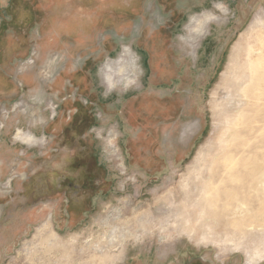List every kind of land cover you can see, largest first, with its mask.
<instances>
[{"label":"rangeland","instance_id":"obj_1","mask_svg":"<svg viewBox=\"0 0 264 264\" xmlns=\"http://www.w3.org/2000/svg\"><path fill=\"white\" fill-rule=\"evenodd\" d=\"M79 1L46 8L70 29L47 26L39 61L40 7L51 0H0V264H262L264 200L248 192L244 169L264 156V80L245 69L262 50L264 0ZM209 12L218 20L208 33L188 39L192 19ZM128 51L139 80L129 89L116 78L109 90L110 64L117 71ZM71 121L70 147L51 153ZM19 132L45 143L24 145ZM75 161L95 190L62 185L82 176Z\"/></svg>","mask_w":264,"mask_h":264},{"label":"flooded vegetation","instance_id":"obj_2","mask_svg":"<svg viewBox=\"0 0 264 264\" xmlns=\"http://www.w3.org/2000/svg\"><path fill=\"white\" fill-rule=\"evenodd\" d=\"M48 1H50V0H48ZM86 2H87V0H81V1H79L78 3L80 4V3H84V4H86ZM100 2H102V1H100ZM53 5H56V6H58L59 7V9H61L62 7H63V0H51V3H49V4H47V5H41V7H40V17L42 16V18H43V20H44V24H42V26H41V28L42 29H44V32H43V37H41V39L38 41V42H40V43H37L38 45H40V48H39V52H40V56H38V59H39V61L42 59V54H43V49H44V42L47 40V39H53V36H52V32L51 31H48V32H46V28H48L47 26H49V29H53V28H55V27H57V28H59L60 30H61V32H63V33H67V29H70V26H69V24L67 23V22H64V21H58V22H56L55 24L54 23H52V22H50V18L47 16V12H46V8L47 7H49V6H53ZM102 8H104V7H102ZM102 11V10H101ZM76 12L77 13H79L80 15L81 14H83V13H86V11H85V9H80L79 7H76ZM111 13V12H110ZM94 14L95 15H93L94 17H91L92 18V20H90L89 21V19L87 18V20L89 21V22H91L92 24H91V27L94 29V30H98V29H100V27L102 26V19L100 18V15H97L95 12H94ZM37 15V14H36ZM37 17H39V13H38V15H37ZM39 17V18H40ZM28 20V22L31 20V17L30 16H27V15H24L23 16V23H25L24 22V20ZM130 19V18H129ZM128 19V20H129ZM127 21V20H126ZM89 22H88V24H89ZM119 22H121V20L119 21ZM118 22V23H119ZM117 24V23H116ZM95 25H97V26H95ZM95 27H97V28H95ZM20 28V27H19ZM55 30V29H54ZM56 31V30H55ZM55 38V37H54ZM64 38L66 39L67 38V36L66 35H64ZM78 38H81V37H78ZM23 42H25V44H26V41H23ZM50 42H52V43H54V41L53 40H51ZM42 43V44H41ZM1 58H0V60L1 61H6V54L4 53V55H1L0 56ZM17 57V55H15V54H13L12 56H11V54H10V59H14V58H16ZM19 57V56H18ZM8 59H9V57H8ZM69 60H72V58L70 57L69 58ZM35 61L33 60L31 63L33 64ZM25 63H27V62H24V61H22L21 62V64H20V66H24V64ZM70 64V63H69ZM3 67H7V64L5 63V64H3ZM17 74H18V76L19 75H21V74H23V71L21 70V71H17ZM21 76H25V75H21ZM15 82L16 83H18V86L20 87V91H23L24 90V88H25V85L24 84H22V83H19V82H17L16 80H15ZM7 83H8V81L6 82V76L5 75H3V73L2 72H0V90H3L4 92H5V94H7V92L5 91V89H6V87H7ZM24 87V88H23ZM21 98V97H20ZM23 98V97H22ZM23 100H25L26 102L25 103H27L28 104V101H27V99H25V98H23ZM76 101V100H75ZM9 102H11V101H9ZM19 105H21L20 107H22V105H25L24 103H19ZM172 110H174V108H172ZM2 111V110H1ZM171 111V110H170ZM166 114H167V112H166ZM75 126V121H71L70 122V124H68V128H66L65 130H64V132L62 133V135L60 136V139L61 140H64V142L63 143H61V144H58L54 139L52 140L53 142H51L48 146H49V150H51V153H58L59 152V149L61 148V147H63V146H65V147H70V145H71V143H72V140H73V138L74 137H72L70 134H69V132H71V133H75V130H74V126ZM81 125V124H80ZM77 127V126H76ZM79 127V126H78ZM76 128V131H78L79 130V128ZM1 129H3V127H1ZM1 129H0V131H1ZM78 135V134H77ZM74 136H75V134H74ZM81 137H79V139H80ZM69 139H72V140H69ZM76 157L77 158H79V160H82V157H81V153H78V154H76ZM70 169H72V172H76V173H82L81 175L82 176H78V177H75L74 179H73V177H70L69 178V182L66 180V181H64L63 183H62V185H64V184H67V183H69V185H67V187L65 188L68 192H72L73 190H74V193L75 194H80V191L83 193V194H86L85 193V191L87 192V189H88V187L91 185L92 187H94V188H92L91 190H95V183L97 184V182H96V180H97V178H95L93 175H92V173L90 172V170L88 169V168H85V167H83L82 165H78L77 164V162L75 161V163L74 164H72V166H70ZM84 171V172H83ZM23 186V194L24 195H29V196H34V197H30V199H31V201L32 202H35L36 201V199L38 198V192H36L35 191V182H34V180L33 179H30V181L29 182H27V180L26 179H24V184L22 185ZM89 193H87V195H88ZM36 196V197H35ZM25 197H27V196H25ZM81 203V200L78 202V204H80ZM72 204H74L73 202H72ZM35 206V205H34ZM40 208V205H39V203L38 204H36V206H35V208H34V210H37V209H39ZM32 214V216H34L35 214L34 213H31ZM52 220H54V214H49V219H48V221H52ZM184 264H215L213 261H209V260H205V259H203V258H201L200 256H198V257H196V258H194V259H189V260H187V261H185V263ZM227 264H230V263H227ZM262 264H264V262L262 263Z\"/></svg>","mask_w":264,"mask_h":264},{"label":"bare ground","instance_id":"obj_3","mask_svg":"<svg viewBox=\"0 0 264 264\" xmlns=\"http://www.w3.org/2000/svg\"><path fill=\"white\" fill-rule=\"evenodd\" d=\"M222 5L223 4L219 3V6H218L219 9L217 8L216 10L221 12L220 9H222V7L224 6V5L223 6ZM216 20H218V16L216 15L215 12L206 13L202 17L201 16H195L192 19L191 23L188 25V27L185 29L187 31V34H188V39L198 40V39L204 37L209 31V24L211 25ZM261 24H262V21H261ZM261 42H262V40H261ZM261 46H262V50L260 49L261 51L260 52L258 51V54H259L258 57L253 59L250 55L248 57V60H247L246 66H245V69H248L250 71V74L252 75L251 80L255 81L256 83H258L257 80L259 81V83H261V81L264 80V78L262 77V76H264V54H263L264 53V42H262ZM249 48H251V47H249ZM255 50H256V48H255ZM253 53H256V52H254L251 49L249 54H253ZM130 55H131V53H129V51H128V53L124 56V58H121L119 60L120 63L118 64L119 67H117V71H114V69L116 67H114L113 64L115 62H113V64L112 63L110 64L112 70L108 71L106 73V76H105L106 77V84H107L109 90H112L113 88L117 87V82L114 81V79H116V78L123 79L125 86L129 89H132V87L137 84L139 77L132 70V67H131L132 63L129 61V59H131V58H128V57H130ZM45 71H47V70H45ZM246 88L247 87H245L244 90H246ZM263 98H264L263 94H261V95L258 94L255 97V99L257 101L263 100ZM17 140L19 142H21L22 144L28 145V146H35L38 144L45 143L44 140L41 138L40 139L32 138V137L24 135L20 132L17 135ZM263 161H264V156L262 153H260L259 154V160L256 161L255 166L252 165V163H251L250 165H247L244 169V171L247 173L246 180L249 183V184H247L248 192L250 194H252L254 192L255 197H252V198L255 200H259V201L264 200V163H263ZM243 188H244V186H243Z\"/></svg>","mask_w":264,"mask_h":264}]
</instances>
